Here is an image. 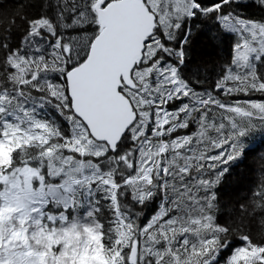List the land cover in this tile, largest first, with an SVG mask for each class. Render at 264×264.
I'll use <instances>...</instances> for the list:
<instances>
[{"label": "snow or ice", "instance_id": "6c2138e0", "mask_svg": "<svg viewBox=\"0 0 264 264\" xmlns=\"http://www.w3.org/2000/svg\"><path fill=\"white\" fill-rule=\"evenodd\" d=\"M0 264H264V0H0Z\"/></svg>", "mask_w": 264, "mask_h": 264}, {"label": "trees", "instance_id": "16d2710c", "mask_svg": "<svg viewBox=\"0 0 264 264\" xmlns=\"http://www.w3.org/2000/svg\"><path fill=\"white\" fill-rule=\"evenodd\" d=\"M256 144H257V147H259L260 141H259V140H257Z\"/></svg>", "mask_w": 264, "mask_h": 264}]
</instances>
